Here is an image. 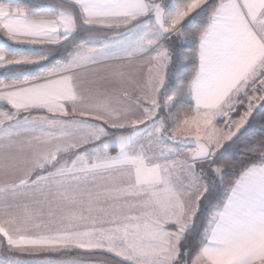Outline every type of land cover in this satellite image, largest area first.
Returning a JSON list of instances; mask_svg holds the SVG:
<instances>
[{
    "label": "snow or ice",
    "instance_id": "1",
    "mask_svg": "<svg viewBox=\"0 0 264 264\" xmlns=\"http://www.w3.org/2000/svg\"><path fill=\"white\" fill-rule=\"evenodd\" d=\"M0 73V264H264V0H0Z\"/></svg>",
    "mask_w": 264,
    "mask_h": 264
},
{
    "label": "trees",
    "instance_id": "2",
    "mask_svg": "<svg viewBox=\"0 0 264 264\" xmlns=\"http://www.w3.org/2000/svg\"><path fill=\"white\" fill-rule=\"evenodd\" d=\"M32 1H35V3H37L36 0H32ZM38 1L45 2V0H38ZM11 2H12L14 5H15V4L24 5V4L32 3V2H30V0H23V1L11 0ZM45 14H47V13H45ZM2 78H3V74L0 73V79H2ZM230 179H231V180H235V179H237V177H231ZM101 258H102V259H108V260H109V264H115V261H114L113 258L110 257V256L101 257Z\"/></svg>",
    "mask_w": 264,
    "mask_h": 264
},
{
    "label": "rangeland",
    "instance_id": "3",
    "mask_svg": "<svg viewBox=\"0 0 264 264\" xmlns=\"http://www.w3.org/2000/svg\"><path fill=\"white\" fill-rule=\"evenodd\" d=\"M17 1H23V0H17ZM30 2L35 3V1L30 0ZM37 3H43L42 1L36 0Z\"/></svg>",
    "mask_w": 264,
    "mask_h": 264
},
{
    "label": "crops",
    "instance_id": "4",
    "mask_svg": "<svg viewBox=\"0 0 264 264\" xmlns=\"http://www.w3.org/2000/svg\"><path fill=\"white\" fill-rule=\"evenodd\" d=\"M0 110H3V108H0ZM113 154H115V152H113Z\"/></svg>",
    "mask_w": 264,
    "mask_h": 264
}]
</instances>
